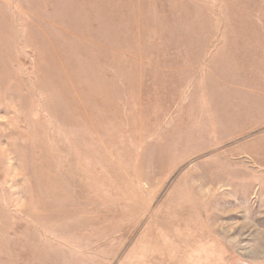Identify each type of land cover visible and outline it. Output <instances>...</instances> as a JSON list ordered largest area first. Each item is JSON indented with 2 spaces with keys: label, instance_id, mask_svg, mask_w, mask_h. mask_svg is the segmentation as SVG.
<instances>
[{
  "label": "rangeland",
  "instance_id": "1",
  "mask_svg": "<svg viewBox=\"0 0 264 264\" xmlns=\"http://www.w3.org/2000/svg\"><path fill=\"white\" fill-rule=\"evenodd\" d=\"M0 264H264V0H0Z\"/></svg>",
  "mask_w": 264,
  "mask_h": 264
},
{
  "label": "bare ground",
  "instance_id": "2",
  "mask_svg": "<svg viewBox=\"0 0 264 264\" xmlns=\"http://www.w3.org/2000/svg\"><path fill=\"white\" fill-rule=\"evenodd\" d=\"M254 250V249H253Z\"/></svg>",
  "mask_w": 264,
  "mask_h": 264
}]
</instances>
